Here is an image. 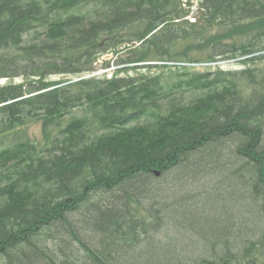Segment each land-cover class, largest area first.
<instances>
[{
  "label": "trees",
  "instance_id": "16d2710c",
  "mask_svg": "<svg viewBox=\"0 0 264 264\" xmlns=\"http://www.w3.org/2000/svg\"><path fill=\"white\" fill-rule=\"evenodd\" d=\"M199 6L0 0L1 264H264V0ZM125 44L163 70L51 78ZM221 59L245 67L178 64ZM184 203L221 206L208 249Z\"/></svg>",
  "mask_w": 264,
  "mask_h": 264
},
{
  "label": "rangeland",
  "instance_id": "374dc122",
  "mask_svg": "<svg viewBox=\"0 0 264 264\" xmlns=\"http://www.w3.org/2000/svg\"><path fill=\"white\" fill-rule=\"evenodd\" d=\"M185 9L188 10L186 12H188V16L187 19H189V21L191 22H196L197 18L200 17L202 9H200L199 6V0H192V2L185 1ZM199 14V15H198ZM185 16V18H186ZM195 16L196 20L192 21L191 17ZM199 21V18H198ZM128 44L126 45H122L120 48H118L117 50H114L110 53H107L105 55H103L100 59V64H99V68L96 71H92V72H86V73H82V74H57V75H53L51 78L54 80H79V79H83V78H90L93 76L96 77H112L115 72H117V68L119 66H124L127 67L126 71L122 72V75H139V74H143V73H159L163 70V68L161 67V62H147V63H138V64H123V65H118V61H120L121 59H127V53H128ZM105 62H110V65L108 67L104 66ZM156 64L158 63L159 66H155V67H148L145 64ZM250 65V64H249ZM188 67H193V68H198V69H204V68H208L210 67L212 71H216L219 69H225V70H237V69H243L245 67V64L241 63L240 61H238L237 59H230L229 61L226 60H220V62L218 63H214V64H209V65H205L204 68L203 67H197L194 65H189ZM181 65H173L169 68L166 67L165 71L166 72H173L174 70H184V68H181ZM209 70V69H206ZM24 79L22 77H17L14 79H8V78H3L2 80H0V85H5L8 83H21L23 82ZM30 134L32 136V138L35 141H41L42 140V125L41 123H35L33 124L30 129ZM216 181V180H215ZM211 201V196L207 199V202L209 203ZM219 207V206H218ZM216 209H209L206 210L205 215L203 214V212H201L200 208L203 207H196L193 206L191 208L188 209V207L186 206V204L184 203L180 208H179V214L181 215V218H179L180 223L185 224L186 222L192 221V223H196V225L198 226H205V229L203 230V233L207 234V240L202 242V246H207V249L209 248V244L210 242H213L214 239L216 238V233L215 230H219V232L221 231V229L225 230L224 228V223L226 220V217L222 215V213L217 210L220 209L221 210V206L219 208ZM189 212V215H187V217L185 218V216H183V211ZM222 211V210H221ZM201 216H203L202 218H200ZM205 216L207 219H205ZM220 217L223 218V225L218 221L220 219ZM217 221V222H216ZM200 228V227H199ZM200 232V230H199ZM182 242V241H181ZM2 262V259L0 258V264Z\"/></svg>",
  "mask_w": 264,
  "mask_h": 264
},
{
  "label": "built area",
  "instance_id": "2783aa9c",
  "mask_svg": "<svg viewBox=\"0 0 264 264\" xmlns=\"http://www.w3.org/2000/svg\"><path fill=\"white\" fill-rule=\"evenodd\" d=\"M185 1L187 2L188 0H185ZM191 20L195 21L196 17L195 16L191 17ZM218 62H220V61H216V62H200V63H178V64H182V65H185V66L194 65V66H197V67H203L204 68L205 65L214 64V63H218Z\"/></svg>",
  "mask_w": 264,
  "mask_h": 264
},
{
  "label": "water",
  "instance_id": "95a60500",
  "mask_svg": "<svg viewBox=\"0 0 264 264\" xmlns=\"http://www.w3.org/2000/svg\"><path fill=\"white\" fill-rule=\"evenodd\" d=\"M157 174H159V172H157Z\"/></svg>",
  "mask_w": 264,
  "mask_h": 264
}]
</instances>
